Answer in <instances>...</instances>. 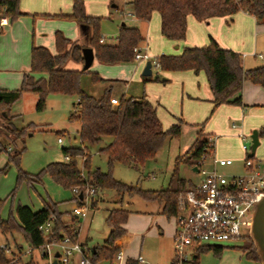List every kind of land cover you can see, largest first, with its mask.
I'll return each instance as SVG.
<instances>
[{
  "label": "trees",
  "instance_id": "trees-1",
  "mask_svg": "<svg viewBox=\"0 0 264 264\" xmlns=\"http://www.w3.org/2000/svg\"><path fill=\"white\" fill-rule=\"evenodd\" d=\"M132 15L140 21H150L157 13L160 18L161 35L168 41L180 43L185 41L188 29V19L193 17L198 21H209L212 18H230L238 12L252 15L259 26H264V0H130ZM26 16L20 8V0H0V20L7 18L14 23ZM36 16V15H35ZM45 18H63L90 28L91 38L89 47L95 54V59L101 64L129 65L134 63V49L145 42L141 31L136 27L122 25L116 37V43L101 42V18L87 14L84 0H73L72 14L69 16L44 15ZM55 52L44 46L33 45L31 50V69L23 75L18 89H0V116L5 120L7 132L15 140L20 139L26 129L18 130L9 118L3 117V112L10 113L11 106L20 100L23 94L33 93L38 96L37 110L43 111L46 100L50 95L75 98L69 122L79 125L81 147L64 148V162H53L38 174L32 175L20 166L22 151L2 146L1 151L8 154L6 166L0 170L5 173L11 164L18 170L16 187L10 196H14L22 183L32 186L42 183L46 176L53 182L69 190L77 189L79 194L75 200L82 204L80 195L90 189L112 190L120 195L139 196L144 201L156 203L162 207V215L176 218L188 207L187 192L194 187L190 181L180 177L178 165L185 163L192 168L205 155L212 152L209 136L201 129L190 149L176 160V167L170 178L168 188L164 190H143L139 186L128 185L116 180L113 176L117 164L143 168L149 161L155 160L168 138H179L182 134L181 125H173L168 129L163 127L156 106L145 95L135 98L121 95L119 105L111 103L113 86L105 89L100 98H96L83 89L82 77L88 74L94 83H115L117 79H104L98 73L89 70H70L67 64L72 61L84 65V47L76 41L67 38L57 31ZM162 72H187L195 74L203 72L210 86L214 105L213 112L222 105L244 106L243 90L245 82L264 87V64L254 69H245L243 57L230 49L222 48L214 39L203 47H186L180 55H161L156 58ZM150 78H144V83ZM204 125L202 124L201 127ZM27 128H33V125ZM260 139L264 138V126L259 130ZM105 138H112L109 145L101 149L107 158V172L92 166L90 149ZM12 150H14L12 152ZM68 158V160L66 159ZM83 161V168L80 167ZM83 171H86L84 175ZM4 202L0 201V210ZM92 207H95L93 204ZM65 213L59 209V203L52 200L45 202L41 210L34 212L29 206L18 204L15 213L10 210L6 220L0 218V264H38L33 255L26 261L11 258L1 240L9 245V238L14 233L21 235L35 251L45 242L60 240L69 236L73 241H79V231L64 220ZM129 211L124 209L111 210L105 222L110 233L102 246L90 249L89 257L92 264L108 262L112 264L119 248L118 241L126 236V225ZM53 218V229L49 235L41 232V227ZM239 247L247 256L258 261L255 246L248 236ZM17 247L24 248L22 244ZM223 246L207 245L199 252L213 251L220 254ZM40 260L44 257L39 255ZM191 263H195L196 259ZM125 264H131L129 258ZM174 260H173V263ZM189 264V263H188Z\"/></svg>",
  "mask_w": 264,
  "mask_h": 264
},
{
  "label": "rangeland",
  "instance_id": "rangeland-1",
  "mask_svg": "<svg viewBox=\"0 0 264 264\" xmlns=\"http://www.w3.org/2000/svg\"><path fill=\"white\" fill-rule=\"evenodd\" d=\"M128 2L129 0L88 1L89 8L91 6L92 12L95 13L93 17L101 18L100 33L101 37L104 38V43H116V36L122 22H126L129 26L134 25L132 21L134 19L130 18L131 7L128 5ZM113 5H117V7L114 8ZM34 19L36 21L40 19L39 21L41 22L36 27L35 25L31 27V42L33 34H37V28L47 31L50 23L55 21L54 19L41 16H36ZM71 23L74 22L71 21ZM140 29L143 34L147 32V27H140ZM150 29L152 35L150 44L149 46L147 45V52L149 55H152L150 49L157 51L158 47H161V40L169 44H171V41L166 40L161 35L160 18L157 13L152 15ZM0 33H2V30H0ZM49 38L45 39L48 40ZM258 38L257 57L251 60L252 63L250 64L252 65H248L249 68L264 64V31L261 32ZM30 45L23 46L19 44L15 47L11 42L7 46L5 44L3 46L0 43V86H5L8 89L20 88L23 74H25L23 73L24 69H22V66L24 62L31 63L32 48ZM144 45H146L145 42L140 46ZM51 48V51L55 52V44ZM172 51L174 50L172 49ZM162 54H166V52L160 53L158 57ZM258 55H262V58H259ZM152 56V59L156 58V56ZM94 63L90 71L95 72V67L97 66L100 69L99 74L101 77L107 76L110 79L111 77L116 78L124 75L120 72L121 69L119 67L105 66L98 61ZM134 63L146 65V62ZM6 64L14 65L15 67L9 69L7 68L8 66H4ZM66 68L70 70H78L77 68H79L80 70L81 67L77 63L70 61ZM126 73L130 76L134 75L133 70H128ZM106 84L94 83L88 74H84L82 77L83 89L96 98H100L103 95ZM74 102L75 98L50 95L46 100L45 109L38 111L36 107L38 96L33 93L23 94L20 100L10 108V116L12 117L10 123L18 130L26 129L20 139L15 140L11 137L6 130L5 120L0 116V170L8 162V154L1 151L2 146L10 147L9 150L18 149L22 151L20 166L23 171L32 175L38 174L50 163L64 162V148L81 147L79 125L69 122ZM30 125H33V128H27ZM171 126L163 124L165 129ZM196 127L183 126L181 136L177 139L168 138L162 149L158 152L156 159L149 161L139 170L117 164L113 171L114 178L128 185L139 186L143 190L155 191L168 188L170 178L176 167V160L182 157L195 142ZM59 138L63 139V143L60 144L58 142ZM111 141L112 138H105L102 143L92 146L90 149L92 166L100 168L102 172H107L108 166L107 158L101 153V149L109 145ZM242 145L243 142L241 141L240 146ZM226 152L228 150L224 147L222 148L221 143L217 142V155ZM255 156L264 158V138L261 139V144L257 148ZM240 157L241 150L237 151L233 159L238 160ZM80 167L83 168V161H80ZM221 171L227 175L240 174L242 172L241 162H236L233 166L223 168ZM83 173L85 175L86 171H83ZM178 173L180 177L190 181L194 185L199 184L202 180L201 175L194 172L192 166L185 163L178 165ZM17 176L18 170L13 164L9 166L5 173L0 174V201L4 202L0 210L1 219H7L11 209L15 213L18 204L29 206L33 210H39L44 206L45 202L52 200L55 203H59L60 211L65 213L64 220L71 227L79 231L81 243L93 249L95 246H102L110 233V229L105 222L110 211L124 209L130 213L126 226V235L133 237L130 244V253L134 258H137L141 254L145 260V263L138 262L137 264L173 263L175 250L173 239L169 235V225L175 222V218L168 219L162 215V207L159 204L146 202L139 196L130 197L128 195H120L112 190L96 189L95 196H92L87 201V216L81 219L77 218L73 212L74 208L80 205L75 200L76 194L74 190L61 187L53 182L49 176H46L42 183H36L32 186L22 183L16 190L15 195L10 196L16 187ZM84 200L81 202L84 203ZM93 204L95 207H92ZM8 242L10 246L5 243L3 238L1 240V246L6 247L9 257L19 258L21 256L23 261H26L33 255L36 262H39L38 264H45V261L39 258L40 251H35L23 240L21 235L14 233L13 238L10 237ZM243 243L244 240H231L217 244L224 247L220 254H215L213 251L199 252V254L197 253L198 258L195 263L189 264H261L259 259L256 261L249 258L239 248ZM19 244H22L24 248L19 249L17 247ZM29 248L32 249V253L27 254ZM100 264L110 263L102 262Z\"/></svg>",
  "mask_w": 264,
  "mask_h": 264
},
{
  "label": "crops",
  "instance_id": "crops-1",
  "mask_svg": "<svg viewBox=\"0 0 264 264\" xmlns=\"http://www.w3.org/2000/svg\"><path fill=\"white\" fill-rule=\"evenodd\" d=\"M88 1L84 0L86 11L88 15L93 16L95 13L92 12L91 6L89 8ZM113 7L116 8L117 5H113ZM20 8L26 16H22L14 23L6 19V24L2 29V33H0L2 34L0 36V43L3 46L4 44L7 46L10 42L15 47L19 44L23 46L31 44V48L33 45L44 46L51 51L52 45L54 46L55 44L54 35L57 31H61L70 40L76 41L83 47H89L91 38L90 28L75 22L71 23V20L63 18L54 19L55 21L50 23V27L47 29L48 32L44 29L37 28V34H33V40L32 42L30 41V36H32L31 27L34 25L36 27L41 22L39 21L40 19L36 21L34 17H44V15L69 16L72 14L73 0H20ZM130 18L134 19L132 20L134 25L131 27L138 28L141 33L142 30L140 27H147V32L145 34L142 33V35L145 38L146 45L149 46L152 35L150 21L137 20L132 15V11ZM122 25H127V23L122 22ZM263 29L264 26H259L252 15L243 11L238 12L230 18H212L207 22L198 21L193 17H189L185 41L180 43L171 42L169 44L161 40V47H158L157 51L153 49H150V51L156 58L162 52H166V54L162 55H180L186 47H203L208 45L211 39H214L222 48L230 49L242 55L245 69H254L256 67L249 68L248 65H252L250 64L252 63L251 60L256 59L254 54L257 55L256 51L259 45L258 37L264 31ZM45 38L49 39L47 40ZM96 61L95 59L94 62ZM77 64L80 65V69H83L82 64ZM4 66H8L7 68L9 69L15 67L10 64ZM112 66L119 67L121 69L120 72L124 74L120 77L110 78L117 79L119 82L106 84V88L113 86V98L119 99L123 94L135 98L145 95L156 106L158 117L162 124L172 126L179 124L182 128L186 125L197 126L195 129L196 138L201 129H203V132L209 138L217 137L213 154L221 158L233 159L237 151L241 150V157L238 160L233 159L235 163L241 162L244 153L242 146H240L241 140L238 135L241 132L246 134L252 133V131L259 130L264 126L263 86L245 82L243 90L244 106L222 105L212 114L214 108L212 103L213 96L206 75L203 72L195 74L193 71L157 72L156 70H152V76L144 77L142 74L145 66L140 65V63ZM22 69H24L23 73H29L31 63L24 62ZM77 69L79 70V68ZM98 69L96 66L95 72L99 74L100 69ZM128 70H133L134 75L130 76L127 74L126 71ZM102 78L109 79L107 76H103ZM144 78H150V80L144 83ZM4 87L0 86V89H8ZM233 123L237 124L240 128L232 129ZM202 124L204 125L203 127H201ZM217 142H220L222 148H226L228 152L217 155ZM236 149L238 150L236 151ZM42 208L43 206L39 210ZM39 210L33 211L37 212ZM175 229L176 220L173 224L169 225V235L172 239ZM132 238V236L126 235L118 241L117 245L124 250L125 256L130 259L131 264H137L140 262L137 258L142 255L139 254L137 258H134L130 253ZM79 242L81 243L80 240ZM140 263H145V260ZM72 264L77 263L74 261Z\"/></svg>",
  "mask_w": 264,
  "mask_h": 264
},
{
  "label": "built area",
  "instance_id": "built-area-1",
  "mask_svg": "<svg viewBox=\"0 0 264 264\" xmlns=\"http://www.w3.org/2000/svg\"><path fill=\"white\" fill-rule=\"evenodd\" d=\"M6 19L0 20V30L6 24ZM101 42H104V38ZM134 52V62L151 61L152 70L161 72L156 58L152 59L148 54L147 45L138 46ZM254 57L257 55L254 54ZM258 57L262 58V55ZM111 103L117 106L119 100L113 98ZM238 128L240 127L237 124H232V129ZM251 134L241 132L238 135L243 142L242 172L233 175H227L221 169L233 166L234 160L213 154L217 137L209 138L211 154L203 156L194 167L202 180L188 190L187 210L175 218L176 229L173 236L175 264L191 263L197 257V251L203 246L242 240L249 236L253 209L264 198V158H258L255 154L250 156ZM58 142L63 143V139L59 138ZM74 192L78 196V190L74 189ZM95 193V189L88 190L85 194L86 199L84 197L81 200L85 199L84 203L74 208L73 212L77 218L84 219L87 216V201L95 196ZM40 229L44 235H49L53 229V218ZM1 247L6 249L5 246ZM38 250L39 255L44 257L45 264H53L56 253H59L57 258L59 264H71L74 261L77 264H92L89 257L90 248L79 241H73L69 236L60 240L47 241ZM30 253L32 249L29 248L27 254ZM126 259L125 252L120 247L112 264H125ZM137 260L144 261L142 256H139Z\"/></svg>",
  "mask_w": 264,
  "mask_h": 264
},
{
  "label": "water",
  "instance_id": "water-1",
  "mask_svg": "<svg viewBox=\"0 0 264 264\" xmlns=\"http://www.w3.org/2000/svg\"><path fill=\"white\" fill-rule=\"evenodd\" d=\"M82 53L84 59L83 69L89 70L95 61L94 51L91 47H84ZM152 73V63L151 61H148L144 67L142 75L144 77H150L152 76ZM2 115L5 118L10 117V113L8 112H3ZM251 138L252 152L250 156H254L257 148L261 144L258 130L252 131ZM193 171L197 172V169L193 168ZM82 199L83 195L81 194L80 200ZM248 235L254 243L255 251L260 263L264 264V198L259 201L253 209L252 224L248 230ZM57 258H59V253L55 254V260L53 261V264H59Z\"/></svg>",
  "mask_w": 264,
  "mask_h": 264
}]
</instances>
